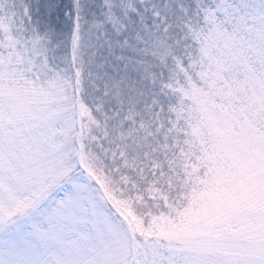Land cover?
I'll use <instances>...</instances> for the list:
<instances>
[{
	"label": "snow or ice",
	"instance_id": "1",
	"mask_svg": "<svg viewBox=\"0 0 264 264\" xmlns=\"http://www.w3.org/2000/svg\"><path fill=\"white\" fill-rule=\"evenodd\" d=\"M0 264H264V0H0Z\"/></svg>",
	"mask_w": 264,
	"mask_h": 264
}]
</instances>
